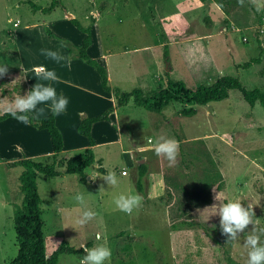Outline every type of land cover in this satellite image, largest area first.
Returning <instances> with one entry per match:
<instances>
[{
    "label": "rangeland",
    "instance_id": "1",
    "mask_svg": "<svg viewBox=\"0 0 264 264\" xmlns=\"http://www.w3.org/2000/svg\"><path fill=\"white\" fill-rule=\"evenodd\" d=\"M61 1L65 10L56 8L43 14L31 10L25 0H0V65L8 66L0 84L4 81L10 91L5 107L17 95L28 92V87H16L18 81H24L29 88L36 83L51 84L37 76L40 66L50 70L42 49L69 56L68 48L76 51L81 45L83 34L71 25L70 18L77 19L83 27L95 18L88 54L107 69L113 89L158 91L165 87L168 74L191 89L232 76L247 89L264 91V0H247L248 4L245 1L230 9L243 28L234 27L233 19L212 0H204L201 9L191 0ZM33 2L46 7L50 0ZM249 5L255 10L249 9ZM63 41L69 44L68 48L61 46ZM21 57L24 75L19 71ZM254 60L257 63H252ZM55 62L58 79L51 85L58 96L68 99L73 114H85L83 108L91 100L79 92L75 81L86 78V93L98 96V78L83 74L76 58H71V67L66 60ZM67 72L74 74L70 84L62 82V73ZM47 105L50 102L38 105L37 112L41 114L39 109L45 111ZM183 108H193L196 114L183 117L179 114ZM118 109L120 146H98L92 150L94 164L88 172L97 176L96 186L88 182V172L86 179L76 175L37 177L47 257L65 242L75 249L106 245L112 255L105 264H247L249 249L244 239L253 225L236 241H229L222 234L220 217L212 206L220 203L217 195L223 203L239 200L245 207L251 204L254 227L264 229V109L258 104L251 108L238 91H230L228 99L206 106L173 103L162 114L150 113L132 102ZM112 126L117 129L115 124ZM70 132V128L64 130L67 153L61 154V159L83 151L81 144L70 143ZM161 134L182 143L172 166L153 151L152 141ZM192 140H202L203 144L192 145ZM142 146L143 150H139ZM192 147L209 154L221 177L211 190L208 205L171 220L167 204L174 201L175 194L167 186L165 176L174 174L172 168L179 163L182 152H190ZM17 153L1 156L14 162L21 159ZM47 157L35 161L45 162ZM142 160L147 173L140 193L135 183L137 166ZM124 170L127 174H122ZM56 171L62 173L64 167H57ZM109 171L118 178L115 187H109L101 178ZM20 173V168H8L0 162V264L11 262L18 252L13 207L22 200ZM101 187L104 191H100ZM77 193L84 194L87 209L96 213L83 226L77 219L86 209L74 200ZM121 193L140 194L142 205L131 214L120 211L114 199ZM173 222L176 229L171 227ZM97 233L102 239H96ZM261 242L264 243V236ZM83 255L62 254L57 264H79Z\"/></svg>",
    "mask_w": 264,
    "mask_h": 264
},
{
    "label": "trees",
    "instance_id": "2",
    "mask_svg": "<svg viewBox=\"0 0 264 264\" xmlns=\"http://www.w3.org/2000/svg\"><path fill=\"white\" fill-rule=\"evenodd\" d=\"M199 1L204 3V0ZM212 1L227 17L233 19L234 27H245L230 11V9L238 7L240 4L238 0ZM25 2L34 12L41 11L43 14H49L56 8L65 10L61 0H50L46 7L37 6L33 0H25ZM244 2L248 4L247 0H244ZM248 8L255 10L251 5ZM95 21V18H91L90 25L83 27L77 19L70 18L69 22L83 34V39L76 51L69 49L67 42L63 41L62 44L68 48V53L71 58L81 60L96 71L100 87L104 92L112 94L116 108L125 107L132 102L135 106L141 107L150 113L162 114L173 103L180 104L184 107L206 106L228 99L230 91H238L242 99L251 108L258 104L264 109V91L258 88L247 89L237 77L232 76L219 77L214 83L200 85L195 89L188 88L184 81L172 78L168 74H166L167 80L165 87L154 92H145L141 88H134L129 92H122L120 89L111 88L107 69L88 54V49L92 43L91 27ZM48 35L52 37L50 33ZM257 61L254 60L252 63H257ZM246 66H249V64H246ZM19 86L21 89H24L26 84L22 82L16 87ZM27 89L28 91L32 90V88ZM115 107H109L96 116H84L81 118L77 126V133L87 139L89 147L67 160H59L58 158L63 150V137L56 125L55 115L50 112L48 115L37 118L34 113L30 114L37 121L34 120L29 125L40 131L45 130L48 133L52 154L46 158L45 162L22 158L14 162L6 163L8 168L21 169L19 186L22 195L20 204H15L13 207V223L18 252L15 259L7 264H57L59 256L62 254L82 255L84 253L83 248L75 249L63 242L47 257L43 233L44 223L41 218V201L36 180L38 175H43L47 178L77 175L85 179L86 171L94 164L92 147L95 146V142L91 135L92 125L101 121H109L110 115L115 110ZM179 114L183 117H192L196 114V111L193 108H183ZM9 118L13 117L6 112L0 114V122ZM190 143L192 145L203 144V141L192 140ZM181 144L179 143V145ZM190 149V152H182L179 163L172 168L174 174L172 176H165L167 186L175 194L174 201L167 204L169 208L168 215L171 220L188 216L189 210L208 205L211 201V190L219 182L221 177L217 164L210 158L206 151H199L195 147ZM57 167H64V171L62 173L57 172ZM146 173L147 166L145 164H139L137 166V180L135 184L137 191L140 193L144 190L143 178ZM180 223L185 224L184 221H180ZM171 227L172 229H176L177 224L173 222Z\"/></svg>",
    "mask_w": 264,
    "mask_h": 264
},
{
    "label": "clouds",
    "instance_id": "3",
    "mask_svg": "<svg viewBox=\"0 0 264 264\" xmlns=\"http://www.w3.org/2000/svg\"><path fill=\"white\" fill-rule=\"evenodd\" d=\"M238 3L243 5L244 0H238ZM61 46L63 47L64 45L62 44ZM41 53L57 62L66 60L68 66L71 67L70 56H63L59 52L49 49H42ZM7 72V63L0 65V77L6 75ZM37 76L44 81H56L58 79L54 70L43 69L37 73ZM49 102L50 111L54 115L63 113L68 105V99L63 95L58 96L56 89L51 84L36 83L32 90L28 91L25 95H17L14 100L7 103L4 110L17 121L23 124H31L36 118L30 114L36 112L38 105L48 104ZM39 112L42 114L44 109L40 108ZM152 145L155 154L158 157L166 159L169 166L176 163L180 146L175 138L161 134L152 141ZM138 149L143 150V146L138 147ZM91 177L95 180L97 176ZM101 178L107 182L109 187H115L118 184V178L113 171H109L106 175H102ZM100 191H104L103 187H101ZM215 198L220 201V203L219 205L214 204L212 207L216 209L215 214H218L220 217V229L222 234L226 235L229 241H236L249 225H253L251 233L246 235L244 239V245L249 249L247 264H264V243L261 242V236H264V229L257 230L254 227L253 218L255 214L252 210L253 206L249 204L245 207L239 200H229L227 203H223L219 195ZM74 200L77 204L86 209L77 219L78 224L83 226L96 217L94 211L87 209L83 193H77L74 196ZM142 201L143 197L138 193H121L114 199L117 209L127 214H131L134 209L139 208L142 205ZM96 239H102L99 233L96 234ZM83 252L84 255L80 258L79 264H105L106 261L110 260L112 255L111 249L104 244H97L91 248L83 246Z\"/></svg>",
    "mask_w": 264,
    "mask_h": 264
},
{
    "label": "crops",
    "instance_id": "4",
    "mask_svg": "<svg viewBox=\"0 0 264 264\" xmlns=\"http://www.w3.org/2000/svg\"><path fill=\"white\" fill-rule=\"evenodd\" d=\"M184 1H189V0H184ZM191 1L195 2V4L197 5L196 6L197 9H201L203 7V3L200 2L199 0H191ZM62 55L65 56V54H62ZM76 60H77V63L80 64L81 71L83 74L87 75L91 73L94 76V79L98 78L96 71L92 67L86 65L79 59H76ZM19 62H20L19 71H21L22 75H24L23 74V66H24L23 57H21V60L19 59ZM47 62L49 63V65L47 66L48 69L54 70L55 72L58 71L55 65L56 63L55 60L48 58ZM40 68H42V70L45 69L44 66H40L39 69ZM73 77H74V74H72L71 72H67L65 74L62 73V78H64L62 82L70 84L72 80L74 79ZM3 82H1L0 84V88H1L0 114L5 112L4 104L6 103V101H9L8 95L10 94L8 87L4 86ZM46 82H49L51 84L53 83V81H46ZM75 82L76 84H79L77 85V88H79L80 90L79 89L77 90H79V92H81L82 94H86L88 97V101L89 100L91 101H90V105H87L86 108H83V110L85 111V114L84 113L82 114V111L76 112L73 114L70 110L71 106L67 105V108L63 113H61L60 115H55L56 125L59 128L62 134V137H63V150L61 154L67 153L66 152L67 151V147H66L67 138L64 133V130H68V128H70L71 129V132L69 133L70 143L72 142L79 143L81 144L80 146L84 150L87 147H89V143L85 137L77 133V126L81 118L84 116H88V117L96 116L102 113L103 111H105L109 107H115V100L113 96L109 93L104 92L100 86L95 87L96 90L98 91L97 93L98 96H93V95L86 93L88 92L86 91L87 90L86 88L88 86L86 78L84 77L78 78V80ZM17 83H18L17 85H19L22 82L18 81ZM23 83L25 82L23 81ZM26 87L29 88L27 84H26ZM102 97L108 100L105 101L102 99ZM100 103H102L101 106H100ZM50 112H51L50 105H47L44 113L39 114L37 110L34 113H35V116L37 115V118H41L45 115H48ZM119 112H120V109L115 107V110L110 115L109 121H101V122H97L92 125L91 135L95 142V146L92 147V150L96 149V147L98 146H102V147H108V146H113V145L120 146L122 142L121 140L122 137H121V133L119 132L120 130ZM114 124L116 125L118 130L117 129L113 130L112 125ZM15 151L18 152L17 155L21 159L26 158L29 160H35L36 158H39L44 155L50 156L52 154V148H51V143H50L48 133L45 130H41V131L37 130L34 127L30 126L29 124H23L14 118H9L4 121H1L0 122V153H1L0 162L4 164L8 163L9 162L8 160L2 159L3 154L5 155V153H7L6 155H8L9 153H15ZM60 155L58 157L59 160H66V159H61ZM100 163L102 162L100 161ZM98 167L99 169H102L101 164H99ZM89 169L86 171V173L89 171ZM88 173L89 175L94 176L93 173H90V172Z\"/></svg>",
    "mask_w": 264,
    "mask_h": 264
},
{
    "label": "built area",
    "instance_id": "5",
    "mask_svg": "<svg viewBox=\"0 0 264 264\" xmlns=\"http://www.w3.org/2000/svg\"><path fill=\"white\" fill-rule=\"evenodd\" d=\"M40 71H42V68L39 69ZM127 172L126 171H123L122 174H126ZM88 177V182L90 183V185H97V182L96 180H93L92 177L90 175L87 176ZM86 179V178H85Z\"/></svg>",
    "mask_w": 264,
    "mask_h": 264
},
{
    "label": "water",
    "instance_id": "6",
    "mask_svg": "<svg viewBox=\"0 0 264 264\" xmlns=\"http://www.w3.org/2000/svg\"><path fill=\"white\" fill-rule=\"evenodd\" d=\"M68 16H70V15H68ZM143 163V160L142 161H140V164H142Z\"/></svg>",
    "mask_w": 264,
    "mask_h": 264
}]
</instances>
